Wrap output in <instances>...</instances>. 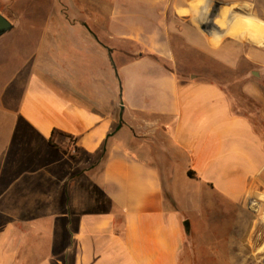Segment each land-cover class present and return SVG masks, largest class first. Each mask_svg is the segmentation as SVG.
Segmentation results:
<instances>
[{"label": "crops", "instance_id": "crops-1", "mask_svg": "<svg viewBox=\"0 0 264 264\" xmlns=\"http://www.w3.org/2000/svg\"><path fill=\"white\" fill-rule=\"evenodd\" d=\"M16 1L0 0L11 32ZM74 2L0 86V182L25 196L0 264H185L184 222L212 204L264 222V0ZM198 59L236 76L246 106L210 70L178 68Z\"/></svg>", "mask_w": 264, "mask_h": 264}, {"label": "rangeland", "instance_id": "rangeland-1", "mask_svg": "<svg viewBox=\"0 0 264 264\" xmlns=\"http://www.w3.org/2000/svg\"><path fill=\"white\" fill-rule=\"evenodd\" d=\"M69 1L72 4L75 3L74 0ZM16 2L15 6L19 13L20 27L16 31L3 35L4 38L0 39V86L9 75V72L18 64L21 54L36 52L38 49L37 39L41 38L47 31L44 25L49 20H54L57 24V10H62L61 5L63 2L66 3V0H17ZM0 8L5 13H10L1 4ZM54 30L57 32L56 29ZM17 54L18 56H16ZM203 63L199 59L181 60L178 68L181 70L189 69L200 74L202 72L209 73L210 70L212 74L201 76L207 80L225 83L226 90L232 98L239 100L241 106H246L241 97V86L235 81L236 76L230 74L228 70L216 62L211 65L205 63V66L202 65ZM9 129L8 123L0 122V147L6 136H8ZM70 153L76 157L78 156L77 152L73 153V149L70 150ZM102 162L101 157L97 160L96 166L88 178L91 177L92 179L100 175ZM0 185V226H3L9 224L10 220H6L7 215L24 206L25 196L17 188H6L4 182H0ZM173 205L176 206L175 203ZM205 213L208 215L207 219H192V217L188 219L190 223V243L193 251L190 252L189 250L187 252L185 259H183L185 264H264L263 221L250 218L233 220L224 208L220 207L218 209L216 204H212ZM222 230L228 231L230 234L223 235ZM218 245L225 246L223 248L225 251L229 247L231 249L230 254L233 255L234 252L235 261H228L229 259H224L221 256L218 258Z\"/></svg>", "mask_w": 264, "mask_h": 264}, {"label": "water", "instance_id": "water-1", "mask_svg": "<svg viewBox=\"0 0 264 264\" xmlns=\"http://www.w3.org/2000/svg\"><path fill=\"white\" fill-rule=\"evenodd\" d=\"M13 29H14V25L12 24V22L0 12V37L11 32ZM122 126H123V109H121V112H120L119 125L117 126V128L112 133H110L107 136V139L105 141V145L103 147V154L106 153L108 139L110 137L114 136L122 128ZM184 226H185L186 230L188 231L189 226H190V223L188 220L184 222Z\"/></svg>", "mask_w": 264, "mask_h": 264}, {"label": "trees", "instance_id": "trees-1", "mask_svg": "<svg viewBox=\"0 0 264 264\" xmlns=\"http://www.w3.org/2000/svg\"><path fill=\"white\" fill-rule=\"evenodd\" d=\"M60 134L69 137L71 139V142H73V137L72 136L67 135L66 133H63L61 131L54 130L53 133H52V136L50 137V140H49L50 145L52 147H54L55 149H57L58 151H62L64 153H66V154H69L72 158H76V156H74V155H72L70 153V148H65V147H63V146H61V145L56 143V136L60 135ZM104 156H105V154H103V152H102V153L99 154L98 159L101 158V157L103 158ZM189 175L192 176V173L189 172Z\"/></svg>", "mask_w": 264, "mask_h": 264}, {"label": "built area", "instance_id": "built-area-1", "mask_svg": "<svg viewBox=\"0 0 264 264\" xmlns=\"http://www.w3.org/2000/svg\"><path fill=\"white\" fill-rule=\"evenodd\" d=\"M76 152H77L76 149L73 148V153H76Z\"/></svg>", "mask_w": 264, "mask_h": 264}]
</instances>
